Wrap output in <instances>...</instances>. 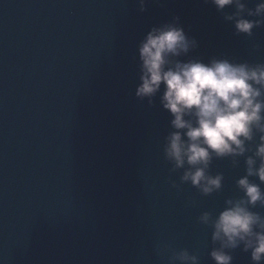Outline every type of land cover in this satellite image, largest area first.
<instances>
[{
    "label": "water",
    "instance_id": "95a60500",
    "mask_svg": "<svg viewBox=\"0 0 264 264\" xmlns=\"http://www.w3.org/2000/svg\"><path fill=\"white\" fill-rule=\"evenodd\" d=\"M173 17L197 41L189 56L264 62V25L235 35L205 0H0V264H168L180 249L213 264L197 217L241 194L243 158L211 162L219 192L180 184L168 113L134 95L138 44Z\"/></svg>",
    "mask_w": 264,
    "mask_h": 264
},
{
    "label": "clouds",
    "instance_id": "9594fccd",
    "mask_svg": "<svg viewBox=\"0 0 264 264\" xmlns=\"http://www.w3.org/2000/svg\"><path fill=\"white\" fill-rule=\"evenodd\" d=\"M205 2L231 23L235 35L252 37L253 29L264 25V0L251 8L247 0ZM138 5L143 12L145 0ZM197 46L178 17L152 27L137 47L139 83L134 95L149 106L158 97L168 113L171 130L164 137L163 155L170 173L182 170L180 184L189 183L203 196L219 192L224 174H211V162L227 159L236 167L243 158L244 175L235 181L241 194L226 198L215 215L202 212L197 222L211 229L208 256L213 264H232L231 253L237 248L249 253L252 264H264V215L253 211L264 208V62L225 56L205 62L189 56ZM259 48L253 45V50ZM171 187L179 190L175 181ZM168 264H199V257L187 249L172 250Z\"/></svg>",
    "mask_w": 264,
    "mask_h": 264
}]
</instances>
